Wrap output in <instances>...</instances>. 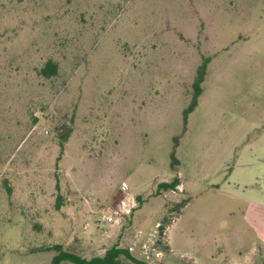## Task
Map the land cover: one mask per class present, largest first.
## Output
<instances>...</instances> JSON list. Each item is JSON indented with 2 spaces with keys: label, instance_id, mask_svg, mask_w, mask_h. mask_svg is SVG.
I'll return each instance as SVG.
<instances>
[{
  "label": "rangeland",
  "instance_id": "1",
  "mask_svg": "<svg viewBox=\"0 0 264 264\" xmlns=\"http://www.w3.org/2000/svg\"><path fill=\"white\" fill-rule=\"evenodd\" d=\"M56 246L264 264V0H0V264Z\"/></svg>",
  "mask_w": 264,
  "mask_h": 264
},
{
  "label": "trees",
  "instance_id": "2",
  "mask_svg": "<svg viewBox=\"0 0 264 264\" xmlns=\"http://www.w3.org/2000/svg\"><path fill=\"white\" fill-rule=\"evenodd\" d=\"M210 62L209 58H205L203 63L200 65L197 71V76L195 82L193 84L194 88V98L188 109L186 110V114L195 110L198 106V99L203 93L202 84L205 81V77L207 74L208 64ZM41 75L45 78H52L58 74V64L52 60L48 61L45 66L40 71ZM71 131H67L62 136V144H61V151H64V142L67 141L68 137L70 136ZM172 169L177 171L178 168V161L172 155ZM181 185V181L178 177H175L171 182H162L158 185L157 194L161 192H168V191H176L178 187ZM138 201H141V197H137ZM188 200L181 202L176 208L177 211H180ZM60 207V204H58ZM164 228H161L163 231ZM55 250L58 251V254L53 258L50 264H60L63 261L71 262L72 264H122V259H126L131 261L134 264H148L144 261L137 260L133 255L130 253L128 249H122L118 246H114L111 249L107 250L103 257H94L90 260L82 258L76 254L65 252L62 250L60 246H56Z\"/></svg>",
  "mask_w": 264,
  "mask_h": 264
},
{
  "label": "built area",
  "instance_id": "3",
  "mask_svg": "<svg viewBox=\"0 0 264 264\" xmlns=\"http://www.w3.org/2000/svg\"><path fill=\"white\" fill-rule=\"evenodd\" d=\"M122 190L124 191V192H126L127 193V191H128V189H127V186L126 185H123L122 186ZM110 209H108L107 211H106V213L103 215V217H102V220H104L105 222H107V223H113L114 222V220H115V216H114V214H115V210L114 211H111ZM128 212H130V211H128ZM114 213V214H113Z\"/></svg>",
  "mask_w": 264,
  "mask_h": 264
},
{
  "label": "crops",
  "instance_id": "4",
  "mask_svg": "<svg viewBox=\"0 0 264 264\" xmlns=\"http://www.w3.org/2000/svg\"><path fill=\"white\" fill-rule=\"evenodd\" d=\"M179 178V177H178Z\"/></svg>",
  "mask_w": 264,
  "mask_h": 264
}]
</instances>
